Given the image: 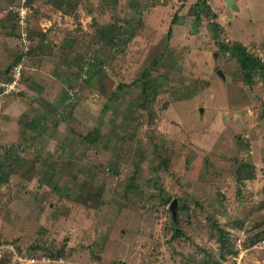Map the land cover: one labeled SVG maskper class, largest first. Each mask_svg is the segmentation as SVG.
<instances>
[{
	"label": "rangeland",
	"instance_id": "1",
	"mask_svg": "<svg viewBox=\"0 0 264 264\" xmlns=\"http://www.w3.org/2000/svg\"><path fill=\"white\" fill-rule=\"evenodd\" d=\"M45 1L28 2L33 52L15 63L21 0H0V160L16 163L0 183V264H14L9 245L27 264H264V73L247 81L226 51L264 56V0H57L70 20L44 34L59 21ZM112 23L134 32L123 51L95 37ZM213 222L230 251L241 240L239 262Z\"/></svg>",
	"mask_w": 264,
	"mask_h": 264
},
{
	"label": "trees",
	"instance_id": "2",
	"mask_svg": "<svg viewBox=\"0 0 264 264\" xmlns=\"http://www.w3.org/2000/svg\"><path fill=\"white\" fill-rule=\"evenodd\" d=\"M28 2L31 3L32 0H28ZM192 10H193V15H195V17H196V21L195 22L193 21L192 25H194L195 27H197L198 25L200 26L201 25V12H205V11L208 12L207 5L202 4V8L200 6H197V7H194ZM173 23H175V22L172 21V24ZM96 26H98V25H96ZM103 28L107 29V33L104 32ZM118 28L119 29H117V27L115 26L114 23L108 24L106 27H99V28H97L95 30V34H96L95 37L99 41H102V42L108 41L112 45L118 46L120 51H123L124 47L127 46L126 44H127L128 40H129V38H131L134 35V32L128 33L127 31L123 30V28H121V29H120V27H118ZM210 28H212V30H211L212 39L214 41H218L219 40V35H221V34H218V24L215 23V22H212V24H210ZM222 30H223V28H222ZM135 32H136V29H135ZM111 34L112 35L116 34V36L119 37V39L114 40V38L111 36ZM90 42H91V44H93L96 41L91 38ZM219 49L223 50L222 48H219ZM226 51H230V54H232L231 56H233V58H235L237 60V62L239 64V67H240L242 73L245 75V78H246L247 81H249L251 79V77H252V75L254 73L255 74H258L259 72L260 73H264V66L260 63V61L257 58H255L252 54H249L247 52V49L244 46H241L240 44H234L232 48H227ZM32 52H33V49L29 50V52L25 56H19V58H17L15 63L19 62L22 57L23 58H25L26 56L29 57V55H32ZM101 64H102V62L97 61V63L93 64V66L90 65L89 68L91 69V68H94L97 65H101ZM147 71L148 70L143 72L142 77L149 75V73ZM82 72H83V67H80V69H78V73H82ZM90 72H91V70L89 72H87L88 75L90 77L94 76V73H90ZM147 87L144 88L143 95H142L143 97L148 96L146 91L150 90V87L149 86H147ZM245 164L246 163H244V173L245 174L250 172V169L253 171V167H251L250 164H248L247 169H246ZM15 165H16L15 162H13V164H12V162H10V161L3 162V161L0 160V183H3L4 181H6V178H7L6 176L9 174V172L13 171L12 168ZM244 177L246 178L245 175H244ZM247 179L248 178H246V180ZM236 183L238 185H240V186L242 184V180H241V178H239V176H237V182ZM169 200L170 199H166V201H169ZM174 200L177 202L176 213L179 214L180 211H181V206L182 205H181L179 199H174ZM170 214H171V211H170ZM171 218H172V215H171ZM212 224L215 227L216 232L218 233V237H219L218 243L220 245L221 251L223 252V251L228 249L227 243H229V234L226 232V230L224 228H221L215 222H213ZM172 229H173V232H174V234L172 236V239L175 240V239L184 237V234L182 232H180L179 229H177V225L175 226V224H174L172 226ZM235 238L233 240L234 246H235V241H236ZM235 250H236V248H235ZM46 251H47V254H48V258L51 261L58 260L64 254V251H63L62 248H60L59 250H55V251H53L52 249H47L46 248ZM228 253H231L232 257H235L238 252H237V250L235 252L234 251L232 252V250H231Z\"/></svg>",
	"mask_w": 264,
	"mask_h": 264
},
{
	"label": "built area",
	"instance_id": "3",
	"mask_svg": "<svg viewBox=\"0 0 264 264\" xmlns=\"http://www.w3.org/2000/svg\"><path fill=\"white\" fill-rule=\"evenodd\" d=\"M13 12L16 13L19 16V18L17 19L18 20V28L20 30V36H21L20 39L23 42V54L26 55V53L28 52V48H29V41L27 40V36H28L27 35V27H28V24H27L26 20H27V16L31 14V11H30L29 5H28V0H21L20 8L19 9L18 8H14ZM260 51H259V49H257V52H259L258 56L261 58V59H259V61L261 62L262 65H264V56L261 54ZM14 70L16 72L14 77L19 80L21 66L17 65L14 68ZM18 80L13 82V85L15 87L18 86ZM240 236H239V238H241ZM235 245H236L235 248L237 247L236 250L238 252L237 253V257H238L237 262H239L241 257L244 256V251L242 249L241 240L240 239H236ZM5 249L9 253L13 254V256H14V262L13 263L14 264H27L24 260H22V256L21 255L16 254L15 249L13 248L12 245L6 246ZM28 261H29V264H35L37 262L35 258L30 259Z\"/></svg>",
	"mask_w": 264,
	"mask_h": 264
},
{
	"label": "crops",
	"instance_id": "4",
	"mask_svg": "<svg viewBox=\"0 0 264 264\" xmlns=\"http://www.w3.org/2000/svg\"><path fill=\"white\" fill-rule=\"evenodd\" d=\"M46 1H49V0H46ZM45 1V2H46ZM55 2H53L54 3V5H55V3H56V1L57 0H54ZM66 4L67 6H68V2L66 1V0H64V1H61V4ZM56 6H59V9H56V11L59 13L58 14V18H59V21L57 20L56 21V19L54 18V16L52 17V18H50V19H48V20H46V21H44L45 23H41V26L43 27V29H42V32L44 33V34H48V32H47V30H44L45 28L46 29H48V27H50V26H52L53 24H54V28L55 27H59V26H61V25H59V24H57V23H64V24H66L67 23V21H69L70 20V16L69 15H67L66 13H63V11H62V9H61V7H60V4L59 3H56ZM61 11H62V14H61ZM32 25V24H31ZM28 28H29V25H28V27H27V30H28ZM69 40H70V42L73 40V39H71L70 38V36H68L67 37ZM72 38H73V36H72ZM57 43L54 41V43L52 44V46H55ZM31 70L32 71H35V72H37V69H35V68H33L32 66H31ZM5 71H7L6 69H5ZM41 72V71H40ZM218 72V71H217ZM222 76H223V74H222ZM222 78V77H221ZM44 79V78H43ZM43 79H41V80H43ZM222 79H224V76H223V78ZM48 80H52L53 82V84H51V90H52V88H58L61 84L59 83V82H57V84H55V79L50 75V78L48 79ZM40 81V80H39ZM36 85L38 86V85H41V84H38V83H36ZM50 85V84H49ZM42 86V85H41ZM43 89H44V91H46V93L48 92V89L50 88L48 85H43ZM30 88H32V89H34V88H36V87H33L32 85H30L29 87H27V91L30 89ZM28 92H30V91H28ZM19 94V93H18ZM17 94V95H18ZM21 94V93H20ZM19 96H21V95H18V97ZM200 112V111H199ZM3 119H5V116H3ZM250 180H247V182H249ZM174 200V199H173ZM241 232V231H240ZM243 232H241V234H242ZM264 241V240H263ZM237 256V255H236ZM233 258V257H232ZM236 257H234V259H235Z\"/></svg>",
	"mask_w": 264,
	"mask_h": 264
},
{
	"label": "water",
	"instance_id": "5",
	"mask_svg": "<svg viewBox=\"0 0 264 264\" xmlns=\"http://www.w3.org/2000/svg\"><path fill=\"white\" fill-rule=\"evenodd\" d=\"M223 1L225 2L227 8L236 10V6L234 5L232 0H223ZM217 73L220 77L223 78L222 73L220 71H218ZM18 95H21V94L19 93ZM200 113H202V109H200ZM176 207H177V202L175 200H172L169 205V210L171 211L173 222H175V219H176V214H177Z\"/></svg>",
	"mask_w": 264,
	"mask_h": 264
}]
</instances>
